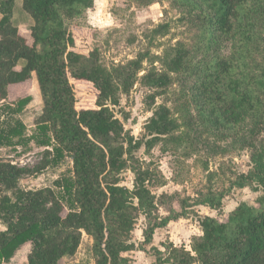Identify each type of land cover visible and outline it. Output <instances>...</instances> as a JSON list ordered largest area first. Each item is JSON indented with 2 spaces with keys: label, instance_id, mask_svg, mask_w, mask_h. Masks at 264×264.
I'll return each mask as SVG.
<instances>
[{
  "label": "trees",
  "instance_id": "1",
  "mask_svg": "<svg viewBox=\"0 0 264 264\" xmlns=\"http://www.w3.org/2000/svg\"><path fill=\"white\" fill-rule=\"evenodd\" d=\"M17 1L32 20L29 36L12 24ZM169 1L197 15L204 46L196 52L168 46L161 55L146 49L111 66H104L95 51L93 107L77 108L67 53L74 46V30L79 32L83 25L72 21L94 0H0V100L7 98L9 87L35 74L43 106L36 118L37 135L30 139L46 147L42 162L34 167L0 161V264L27 243L31 250L24 264H72L66 260L77 252L82 233L92 241L94 264H132L129 254L135 250L150 255L152 264H264V35L255 22L264 0ZM168 29V23L157 24L144 38L152 45L154 33ZM219 37L231 39V48L210 53L212 41ZM157 58L162 59L159 68L154 67ZM172 74L190 79L194 122H179L165 105L154 107ZM136 83L150 90L145 102L152 114L142 141L124 130L113 110ZM31 100L25 94L14 104L0 106V147L28 143L26 127L16 115ZM243 124L249 126L244 144L251 150V165L245 173L233 174L230 187L259 190L252 204L240 202L223 214L222 194L191 199L178 192L152 193L151 186L163 185V176L157 167L140 166L137 149L143 146L149 152L159 145L170 153L177 182L183 159L195 152L200 131L213 130L232 139ZM97 133L109 152L97 147ZM66 157L71 159V176L56 182L58 193L46 187L18 191L22 177L57 166ZM126 171L133 174L131 188L122 184ZM198 205L223 218H199L200 234L191 237L189 249L171 242H161L163 249L151 245L156 229L187 217ZM160 207L166 215L159 214ZM140 216L145 227L142 242L136 244L132 232Z\"/></svg>",
  "mask_w": 264,
  "mask_h": 264
},
{
  "label": "rangeland",
  "instance_id": "2",
  "mask_svg": "<svg viewBox=\"0 0 264 264\" xmlns=\"http://www.w3.org/2000/svg\"><path fill=\"white\" fill-rule=\"evenodd\" d=\"M252 7L255 8L253 5ZM11 20L24 36H29L32 20L22 9L20 1L14 5ZM72 22L83 25V29L79 32L74 30V46L67 53V75L75 88L77 108L93 107L92 73L95 51L104 66H111L125 63L146 49L154 55H161L162 50L168 46L178 48L186 46L192 52L204 46V40L199 35L201 29L197 15L173 6L169 0H94L93 6L81 18ZM255 22L262 31L260 34L264 35V10L256 14ZM164 23L169 24V29L162 34L154 33L155 41L149 45L144 38L145 34L157 24ZM231 46V39L219 37L218 41H212L209 52L216 50L227 52ZM201 54H198L195 60ZM161 61V58H157L154 67L159 68ZM144 68L150 67L144 63ZM189 84L190 79L185 74H172L170 86L163 95L156 98L154 107L165 105L179 122L187 120L194 122L196 112L192 105ZM149 92L150 90L136 83L128 94L120 96L119 105L113 107L124 130L137 141L145 139L144 125L152 114V110L148 109L145 102ZM25 94H29L32 100L16 117L26 127L24 137L27 138L28 143L0 147V161L34 167L42 162L43 151L46 149L38 145L34 139H30L37 135L36 118L40 115L43 106L35 74L25 83L9 87L8 96L0 100V106L6 103L14 104L17 98ZM248 128V124H243L237 129L236 137L232 139H223L213 130L200 131L199 140L194 145L195 152L183 159L180 181L177 182L173 181L171 168V163L175 160L170 153L162 152L159 145L149 152L141 146L135 151V155L140 166L157 167L163 176V185L151 186L155 196H159L162 192L169 194L178 192L184 197L194 199L201 195L222 194L221 211L227 214L240 202L252 204L260 195L259 190L255 191L250 186L230 187L233 174L245 173L251 165V150L244 144ZM261 136L264 137V133H261ZM93 139L99 150L109 152L99 133L93 135ZM71 167V159L66 157L57 166H50L37 174L24 176L19 180L18 191L46 187L58 193L60 188L56 182H60L63 177L71 176ZM122 176V184L131 188L133 174L126 171ZM158 212L161 215L167 214L163 207H160ZM206 215L223 218L208 206H194L187 217L170 221L165 227L156 229L151 245L163 249L161 242H171L189 249L191 237L200 234L199 218ZM144 227V217L140 216L132 232V241L136 244L143 240ZM91 242V239L82 233L76 255L66 262L73 264L75 260H79L93 264ZM129 255L133 256L134 264H149L152 260V257L144 251L135 250ZM25 260L26 251H22L17 255L16 264L24 263Z\"/></svg>",
  "mask_w": 264,
  "mask_h": 264
},
{
  "label": "crops",
  "instance_id": "3",
  "mask_svg": "<svg viewBox=\"0 0 264 264\" xmlns=\"http://www.w3.org/2000/svg\"><path fill=\"white\" fill-rule=\"evenodd\" d=\"M87 236V235H86ZM154 237V236H153ZM153 241V240H152ZM155 246V245H154ZM30 250H31V244L30 243H27V244H25V246L24 247H21L16 253H15V255L7 262V263H3V264H16V260H17V255L20 253V252H22V251H26V260H27V255H28V253L30 252ZM137 251H140V250H137ZM132 252H134V251H132ZM131 252V253H132ZM77 253V252H76ZM76 253L74 254V256L76 255ZM73 256V257H74ZM72 257V258H73ZM132 259H133V263L132 264H134V258H133V256L131 255L130 256ZM26 260H25V262H26ZM24 262V263H25ZM75 263H81V264H85L86 262L85 261H79V260H75L74 261ZM152 262H153V259L151 260V262L149 263V264H152ZM24 263H21V264H24ZM93 264H94V262H93Z\"/></svg>",
  "mask_w": 264,
  "mask_h": 264
}]
</instances>
